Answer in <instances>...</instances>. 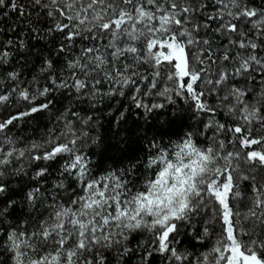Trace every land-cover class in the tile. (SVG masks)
<instances>
[{
    "label": "snow or ice",
    "instance_id": "1",
    "mask_svg": "<svg viewBox=\"0 0 264 264\" xmlns=\"http://www.w3.org/2000/svg\"><path fill=\"white\" fill-rule=\"evenodd\" d=\"M0 264H264V0H0Z\"/></svg>",
    "mask_w": 264,
    "mask_h": 264
}]
</instances>
